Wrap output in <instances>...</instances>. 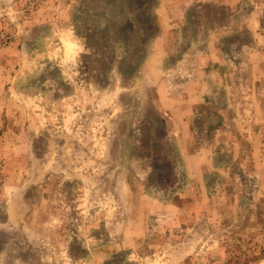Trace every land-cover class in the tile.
<instances>
[{
    "label": "rangeland",
    "instance_id": "374dc122",
    "mask_svg": "<svg viewBox=\"0 0 264 264\" xmlns=\"http://www.w3.org/2000/svg\"><path fill=\"white\" fill-rule=\"evenodd\" d=\"M0 264H264V0H0Z\"/></svg>",
    "mask_w": 264,
    "mask_h": 264
}]
</instances>
